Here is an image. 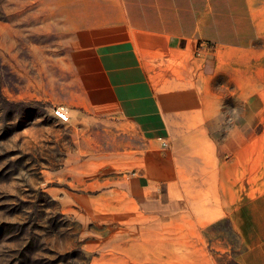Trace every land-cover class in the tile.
Masks as SVG:
<instances>
[{
    "label": "rangeland",
    "instance_id": "rangeland-1",
    "mask_svg": "<svg viewBox=\"0 0 264 264\" xmlns=\"http://www.w3.org/2000/svg\"><path fill=\"white\" fill-rule=\"evenodd\" d=\"M60 1L0 0V264H239L243 244L228 219L196 243L151 231L125 190L131 171L114 128L71 103L84 81L85 39L80 12L55 8ZM235 1L202 16L244 46V84L253 74L262 97L248 106L224 88L227 112L210 123L218 141L234 123L264 128V108L255 116L264 102V0ZM62 103L69 121L53 112Z\"/></svg>",
    "mask_w": 264,
    "mask_h": 264
},
{
    "label": "crops",
    "instance_id": "crops-1",
    "mask_svg": "<svg viewBox=\"0 0 264 264\" xmlns=\"http://www.w3.org/2000/svg\"><path fill=\"white\" fill-rule=\"evenodd\" d=\"M234 4L62 0L55 8L79 11L83 27L84 81L71 103L114 128L131 171L125 190L151 231L196 243L228 219L243 244L239 264H264V128L234 123L218 141L210 127L227 112L224 88L248 106L262 97L253 74L244 84V46L202 16ZM200 40L214 50L197 53ZM263 108L259 100L256 119Z\"/></svg>",
    "mask_w": 264,
    "mask_h": 264
},
{
    "label": "built area",
    "instance_id": "built-area-1",
    "mask_svg": "<svg viewBox=\"0 0 264 264\" xmlns=\"http://www.w3.org/2000/svg\"><path fill=\"white\" fill-rule=\"evenodd\" d=\"M212 45L206 41H199L197 47V53L212 52ZM53 112L63 121H69L72 116L71 107L65 103L58 104L53 108ZM167 145V141L163 142Z\"/></svg>",
    "mask_w": 264,
    "mask_h": 264
},
{
    "label": "clouds",
    "instance_id": "clouds-1",
    "mask_svg": "<svg viewBox=\"0 0 264 264\" xmlns=\"http://www.w3.org/2000/svg\"><path fill=\"white\" fill-rule=\"evenodd\" d=\"M231 113H232V116L235 120H239L241 118V112H240V109L239 108H233L231 109ZM233 132H239V128L238 127H234Z\"/></svg>",
    "mask_w": 264,
    "mask_h": 264
}]
</instances>
